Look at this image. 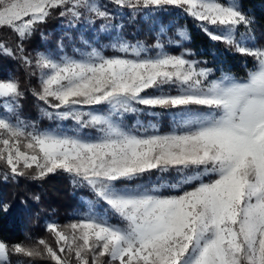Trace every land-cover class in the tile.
<instances>
[{
    "label": "snow or ice",
    "instance_id": "1",
    "mask_svg": "<svg viewBox=\"0 0 264 264\" xmlns=\"http://www.w3.org/2000/svg\"><path fill=\"white\" fill-rule=\"evenodd\" d=\"M112 3L137 12L180 8L212 41L251 57L252 67L243 77L217 78L187 50L172 54L157 41L153 53L122 38L111 43L119 53L111 56L98 47L69 55L63 42L58 53L32 55L26 43L53 15L71 27L111 14L98 0H0V32L13 36L11 44L0 40V56L38 80L31 87L0 78V180L64 173L91 196L69 223L46 224L51 242L0 240V264H12L13 255L26 258L22 264H264V45L253 43V18L239 0ZM28 93L45 106L43 118L72 120L96 135L25 122ZM139 105L176 110L174 127H129L124 117ZM171 172L179 174L175 183H132Z\"/></svg>",
    "mask_w": 264,
    "mask_h": 264
},
{
    "label": "trees",
    "instance_id": "2",
    "mask_svg": "<svg viewBox=\"0 0 264 264\" xmlns=\"http://www.w3.org/2000/svg\"><path fill=\"white\" fill-rule=\"evenodd\" d=\"M101 1L110 7L114 15L112 22L117 21V26H121V32L131 43L139 42L152 47L161 37L167 51L180 54L187 50L191 54V59L202 62L201 66L211 68L213 76L217 78L222 74L243 77L252 67L251 57L236 53L224 43L212 41L197 25V22L180 8L167 6V10L155 13V18L152 15L146 18L145 13L148 10L137 12L120 8L111 0ZM239 4L254 20L252 29L255 40L253 43L258 46L264 45V0H239ZM102 21L104 20L97 19L96 23L100 24ZM67 25H69L67 18L53 15L26 43L28 53L34 55L37 51L55 50L61 42L64 44L69 39L68 33L76 37L75 28ZM161 27H165V34L162 36H160ZM180 32L184 33V38L178 35ZM0 40L11 44L13 36L5 29L0 32ZM101 40L106 42L109 38L103 35ZM106 53L112 52L106 50ZM9 77H16L31 87L38 85L37 78L27 77L23 66L17 60L8 56H0V78ZM22 104L21 113L26 119L37 122L43 127L50 125L49 120L41 116L42 103L36 101L30 93L26 95ZM150 110L156 113V116L148 117V120L149 118L154 120L161 131H169L172 128L173 113L176 110L161 108ZM0 170H4L1 163ZM178 179L179 174L176 172L154 173L138 178L132 183L159 186L175 183ZM163 191L169 194L170 190L164 189ZM34 195L40 196L39 202L32 199ZM81 196L91 198L86 190L76 191L68 177L62 173L39 181H33L28 177L21 178L16 183L0 180V205H10L7 211L0 208V240L11 245L50 238V234L46 231V220L53 219L63 225L75 219V213L85 209ZM10 259L12 264L26 260L24 257L15 255Z\"/></svg>",
    "mask_w": 264,
    "mask_h": 264
},
{
    "label": "rangeland",
    "instance_id": "3",
    "mask_svg": "<svg viewBox=\"0 0 264 264\" xmlns=\"http://www.w3.org/2000/svg\"><path fill=\"white\" fill-rule=\"evenodd\" d=\"M98 3H100L101 5H103V6H105L107 8L109 13L111 14L109 19L102 21L100 24L96 23L97 19L94 18V17H93V19L95 20V23H89L87 19H82L81 21L76 22L74 26H71V27L75 28V30L77 32H76V37H74V34L73 35H70V33L67 34L69 39L64 43V51L67 54L73 55L74 49H77V48L80 49L81 51H88V50H90L91 47H98L100 50H102L104 52L105 55L111 56V55L119 54L113 48L110 47L111 43H113L116 39L122 38V39L126 40L127 42H129L125 38L123 33L121 32V28H120L121 26L120 25L117 26V23H116L117 21L115 23L112 22L113 18H114V15L111 13L112 10H110V7H107L106 5H104L101 0H98ZM164 10H167V6L165 8H163V9L148 10L145 13V17L149 18L152 15V17L155 18V13L161 12V11H164ZM196 22H197V25L200 28H202L201 23L198 22V21H196ZM67 26H69V25H67ZM209 27H211V26H209ZM240 32L243 33L244 29L241 28ZM163 34H165V27H161L160 36H162ZM103 35L107 36L109 38V40L106 41V42H103L101 40V36H103ZM85 42H87V43H85ZM159 42L164 45L163 39L161 37H160ZM129 43L130 44H137L139 42H136V43L129 42ZM140 44L145 45L144 43H140ZM145 46H147V45H145ZM147 47L149 49H151L153 53L155 52V49H153L152 47H149V46H147ZM106 50H109L112 53L108 54V53H106ZM43 51H46V50H43ZM47 51H50L52 53H58V48L55 49V50L47 49ZM165 91H169V89H165ZM171 91L174 92L175 89H171ZM43 107H45V106L43 104H41V108H43ZM137 107L142 109V110L137 112V113H134V114H131V113L127 114L124 117L125 124H127L129 127H133V126H136L137 122L139 121L145 127H147L149 125H155L157 128L160 129L159 125L156 122H154V120H152L150 118L148 120V117H155L156 116V113H154L152 110H150L151 108H145V106H142V105H139ZM81 110L82 111H99L100 109L99 108H87V107H85V108H82ZM145 117H147V118H145ZM20 118L22 120H24L25 122L35 123L36 126L39 129H41V130H54L57 127H60L63 130L69 132L70 134L74 133V132H80L82 134L90 135V136H95L96 135V132H95L94 129H91V128L79 129L78 126L75 124V122L72 121V120H63V121L62 120H49L50 125H48L46 127H43V126L39 125L37 122H34L32 120L26 119L22 115L21 111H20ZM173 127H174V125L172 126V128ZM160 131H161V129H160ZM161 132H168V131H163L162 130ZM1 165L4 166L2 163H1ZM0 172L2 173L1 170H0ZM62 174L65 175L66 177H68V179L72 183L71 178L67 174H64V173H62ZM49 176H51V175H49ZM19 180H21V178ZM19 180L16 181V182H19ZM33 181H39V180H33ZM16 182H13V183H16ZM72 185L74 186V189L76 191L86 190L88 192V190L86 188H82V187L76 186L73 183H72ZM135 185H141V184H139V183L137 184L136 183ZM81 199H82V201L85 204V209L83 211H79V212L75 213L74 216L76 218L86 211V209H87V201L89 199H91V198L86 197V196H81ZM52 221H55V220H53V219L46 220V224L49 223V222H52ZM55 222H57V221H55ZM69 222L70 221H68L67 223H69ZM113 222H116L115 219H113ZM67 223H65V224H67ZM47 240H49V242H51V237L47 238ZM19 262H21V264H22V262H24V261L20 260ZM42 264H44V262H42Z\"/></svg>",
    "mask_w": 264,
    "mask_h": 264
}]
</instances>
